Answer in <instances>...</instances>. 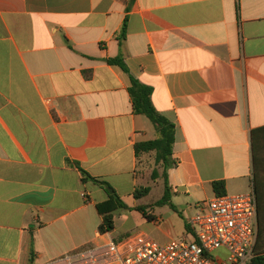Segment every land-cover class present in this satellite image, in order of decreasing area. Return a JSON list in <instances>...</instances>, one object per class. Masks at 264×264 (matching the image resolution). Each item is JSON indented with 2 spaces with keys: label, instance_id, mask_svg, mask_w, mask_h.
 <instances>
[{
  "label": "crops",
  "instance_id": "1",
  "mask_svg": "<svg viewBox=\"0 0 264 264\" xmlns=\"http://www.w3.org/2000/svg\"><path fill=\"white\" fill-rule=\"evenodd\" d=\"M130 76L176 127L168 242L214 182L245 195L257 177L264 198V0H0V264L123 241L97 206L146 188L135 146L157 138Z\"/></svg>",
  "mask_w": 264,
  "mask_h": 264
},
{
  "label": "built area",
  "instance_id": "2",
  "mask_svg": "<svg viewBox=\"0 0 264 264\" xmlns=\"http://www.w3.org/2000/svg\"><path fill=\"white\" fill-rule=\"evenodd\" d=\"M197 207L186 237L161 244L138 233L41 264H249L258 238L255 192L216 196ZM220 249L227 252L223 258L214 254Z\"/></svg>",
  "mask_w": 264,
  "mask_h": 264
},
{
  "label": "trees",
  "instance_id": "3",
  "mask_svg": "<svg viewBox=\"0 0 264 264\" xmlns=\"http://www.w3.org/2000/svg\"><path fill=\"white\" fill-rule=\"evenodd\" d=\"M109 64L119 66L124 72L129 74V71L121 58L109 59ZM131 86L129 93L132 98L133 109L136 115L145 116L149 119L157 133L155 140L138 143L135 146L136 153L138 156L143 154H155V161L158 165L163 166L164 169V183L165 193L163 199L158 203L161 206L169 205L173 210L177 211V208L171 203L170 189L168 187V169L174 165L172 161L173 146L176 141V127L175 125L157 111L152 102L153 90L147 85L140 83L138 80L130 76ZM85 179L91 178L85 173ZM159 175L157 170H154L153 176L157 178ZM259 182L257 177L254 178V192L257 198V210H258V238L254 248V257L249 264H264V198L259 196L257 189ZM213 188L218 196L225 195V183L223 181L214 182ZM150 192V188H140L134 193L135 198H140L147 195ZM99 213L103 217V222L99 227L101 234H107L114 231L116 228L115 212L121 209H128V206L124 201L116 194L110 195V200L101 203L97 206ZM143 211V215L149 221L154 218L145 212V210L138 208Z\"/></svg>",
  "mask_w": 264,
  "mask_h": 264
},
{
  "label": "rangeland",
  "instance_id": "4",
  "mask_svg": "<svg viewBox=\"0 0 264 264\" xmlns=\"http://www.w3.org/2000/svg\"><path fill=\"white\" fill-rule=\"evenodd\" d=\"M148 121L151 127H154L149 119ZM154 170H157L159 173L157 178L153 176ZM140 173L146 179V185L144 187H149L150 192L140 198L131 197L125 199V204L128 206V209H121L115 214L116 232L114 237L117 241H121L131 235L144 232L160 243H167L169 239L166 232L172 231L175 233L181 227L182 222L173 214L169 206H161L158 204L163 199L165 193L164 169L163 166L156 163L154 153L142 158L140 162ZM138 208L145 210L147 214L151 212L162 214L163 222L160 226L151 223L144 217L143 211ZM214 254L223 258L227 255V252L224 249H220Z\"/></svg>",
  "mask_w": 264,
  "mask_h": 264
},
{
  "label": "water",
  "instance_id": "5",
  "mask_svg": "<svg viewBox=\"0 0 264 264\" xmlns=\"http://www.w3.org/2000/svg\"><path fill=\"white\" fill-rule=\"evenodd\" d=\"M110 192H111V193H113V191H112V190H110Z\"/></svg>",
  "mask_w": 264,
  "mask_h": 264
}]
</instances>
